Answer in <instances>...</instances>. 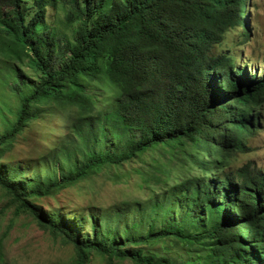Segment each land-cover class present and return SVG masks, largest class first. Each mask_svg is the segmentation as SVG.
Segmentation results:
<instances>
[{
  "label": "trees",
  "instance_id": "16d2710c",
  "mask_svg": "<svg viewBox=\"0 0 264 264\" xmlns=\"http://www.w3.org/2000/svg\"><path fill=\"white\" fill-rule=\"evenodd\" d=\"M244 1L0 0V63L11 65L0 69V80L12 81L20 102L13 109L0 95V116L15 115L0 135V158L45 104L72 113L41 172L24 177L19 166L0 165V186L17 213L35 215L74 245L76 264H88L91 252L177 264L145 251L158 242L194 255L184 264H264V168L233 166L264 123V74L236 54L212 52L242 28L244 14L236 20L234 13ZM59 4L64 17L51 27L47 9ZM247 32L240 29V37ZM21 65L30 70L26 77ZM100 88L108 93L97 94ZM155 155L153 167L146 160ZM137 161L157 185L174 184L173 195L137 209L125 203L98 218H45L32 202L103 167ZM148 204L153 212L146 214ZM160 210L167 216L159 218ZM80 228L87 232L78 235Z\"/></svg>",
  "mask_w": 264,
  "mask_h": 264
},
{
  "label": "rangeland",
  "instance_id": "374dc122",
  "mask_svg": "<svg viewBox=\"0 0 264 264\" xmlns=\"http://www.w3.org/2000/svg\"><path fill=\"white\" fill-rule=\"evenodd\" d=\"M249 1L247 10L248 28L251 31L245 39L240 37V29L236 32L227 34L224 45L215 46L212 52H228L236 54L241 60H249V65L256 67L257 74H264V0ZM62 5L48 7L49 12L46 22L49 26H57V20L63 19L64 12ZM69 38L73 34L68 33ZM3 57H0V62ZM60 62L56 67H60ZM11 67L9 64L0 63V69ZM249 67V66H248ZM23 77L30 72L27 67L22 65L18 68ZM255 72V71H253ZM2 74V73H0ZM5 78V77H4ZM0 80V95L3 94L4 100L16 109L20 102L12 94L10 80L8 85L5 84L9 79ZM99 95H106L108 92L104 88L96 90ZM42 109L43 113L32 122L16 138L12 147L0 158V165L14 167L19 166L23 169L24 177L32 176L34 173H40V162L48 159L52 151L57 149L68 134L71 125L72 113L68 110L61 111L54 106L45 104ZM5 118L0 116V135L6 132V124L15 120V115L9 111L4 112ZM264 117V110L261 113ZM6 121V122H5ZM250 151L238 152L235 156L233 166H241L251 161L257 167L264 168V123L261 120L260 128L255 136L248 139ZM150 157V156H149ZM152 159L146 160L153 167L156 165ZM160 168L169 172L168 165ZM176 171V169L174 170ZM42 172H47L42 171ZM190 175L189 171H184L182 178ZM198 175L199 172H192ZM156 177V176H155ZM152 173L143 168L139 161L123 168L103 167L101 171L91 174L87 179L69 186L59 192L48 194L43 197L33 198L32 202L40 208V212L45 218H49L52 212H58L66 218H72L74 215L86 217L92 214L98 216L105 210L113 212V207L125 203L131 205L130 208L137 209L151 202H162L164 195H173L174 188L171 183L170 187L157 185ZM169 189L168 191H166ZM174 197L165 201L172 202ZM182 199L179 198L178 201ZM149 205V204H148ZM146 205V214L153 212L151 205ZM179 204H175L178 206ZM172 206V205H170ZM15 205L8 196L5 189L0 186V264H76L77 253L72 243L58 234L53 233L50 229L44 228L38 221L37 217L31 213H17ZM91 209V210H89ZM166 210V209H165ZM160 210L159 218L167 215ZM132 216L129 221L132 220ZM121 230V229H120ZM80 232H87L86 229H78ZM119 237L121 235H118ZM129 250H136L137 247H128ZM154 251L156 256L165 257L177 264H184L194 255L188 254L185 248L177 245H169L158 242L153 246H146L145 251ZM88 264H135L130 259H109L107 256L91 252Z\"/></svg>",
  "mask_w": 264,
  "mask_h": 264
},
{
  "label": "clouds",
  "instance_id": "9594fccd",
  "mask_svg": "<svg viewBox=\"0 0 264 264\" xmlns=\"http://www.w3.org/2000/svg\"><path fill=\"white\" fill-rule=\"evenodd\" d=\"M249 1L250 0H245L244 2H243V7H242V9H240V10H238V11H236L235 13H234V17H235V19L236 20H238L239 18H241V16H242V14H244L243 16H242V20L245 22L244 24L242 23V28H244V29H246V31H250V30H248V22H247V16H248V13H247V10H248V7H249ZM253 1V3H255L254 1L255 0H252ZM242 28H238V29H242ZM251 32V31H250ZM249 32H247V34H248ZM250 35V34H249ZM248 35V36H249ZM247 36V37H248Z\"/></svg>",
  "mask_w": 264,
  "mask_h": 264
}]
</instances>
